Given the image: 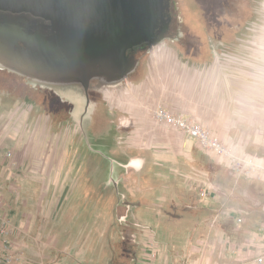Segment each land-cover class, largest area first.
<instances>
[{
	"label": "rangeland",
	"instance_id": "1",
	"mask_svg": "<svg viewBox=\"0 0 264 264\" xmlns=\"http://www.w3.org/2000/svg\"><path fill=\"white\" fill-rule=\"evenodd\" d=\"M177 1L179 11H185L186 0ZM257 5L251 28L229 33L226 54L219 59L210 54L201 60L200 55L188 66L178 60L174 44L155 47L137 75L108 89L104 106L94 107L86 117L84 133L74 103L69 106L72 118H65L68 111L59 115L43 106L39 90L25 78L0 77V168L16 175L12 177L20 187L13 194L24 198L30 193L23 178L35 175L30 169L38 164L50 168L49 153L54 150H76L74 163L79 167L69 182V199L39 203L21 197L9 202L12 220L21 216L31 225L29 251L21 244L24 236L18 235L23 225L13 220L14 245L21 257L15 264H228L230 256L258 251L264 235V179L247 176L196 145L192 153L186 152V141L175 129L166 132L174 142L168 153L172 159L151 149V135L160 138L158 124L153 127L154 104L163 99L173 109L202 108L209 119L226 121L229 132L223 141L239 153L264 158V0ZM3 91L12 95L4 97ZM129 118L135 121L134 129ZM141 130L146 133L141 135ZM39 140L45 150L37 155L31 146ZM16 149L23 154L18 157L24 158L22 166V160L7 156ZM134 159H141L137 167L130 165ZM154 161L162 165L152 168ZM164 176L172 179L170 187ZM208 182L217 193L203 198L200 189ZM5 188L0 181V191ZM54 190L50 187L49 193ZM68 208V220L54 221L60 231L50 227L43 238L35 232L36 217L43 221L42 210L56 219ZM149 236L161 249L156 258L145 244ZM78 239L76 247L66 250V241L74 244ZM81 243L82 257L77 253Z\"/></svg>",
	"mask_w": 264,
	"mask_h": 264
},
{
	"label": "water",
	"instance_id": "2",
	"mask_svg": "<svg viewBox=\"0 0 264 264\" xmlns=\"http://www.w3.org/2000/svg\"><path fill=\"white\" fill-rule=\"evenodd\" d=\"M169 9V0H0V67L32 83L55 75L54 82L84 85L86 94L99 63V74L117 87L139 65L129 50L148 43L153 51L165 41ZM93 109L76 104L75 112L91 117Z\"/></svg>",
	"mask_w": 264,
	"mask_h": 264
},
{
	"label": "flooded vegetation",
	"instance_id": "3",
	"mask_svg": "<svg viewBox=\"0 0 264 264\" xmlns=\"http://www.w3.org/2000/svg\"><path fill=\"white\" fill-rule=\"evenodd\" d=\"M258 1L259 0H196L195 4H192L186 0L185 5L187 9L182 12L179 11L180 6L177 0H169L171 21L164 42L174 44V46L178 48L175 52L189 63L193 61V59H199L200 55L202 56L201 60H206L204 57H209L210 54H213L215 58L219 59L222 55L226 54L224 50L226 49V43L229 42V33H236V31L242 30V28L244 30L251 28L252 11L257 9ZM193 6H196V9H194ZM181 12L182 14H180ZM194 17H197V21L193 19ZM9 19L22 25H31L30 21L22 16H10ZM49 30L50 29L45 28L44 32L47 33ZM50 37L51 36H47L48 39ZM204 47L206 48L205 51L202 50ZM152 52L151 46L148 43H142L129 50V56L137 59L139 65L133 73L125 78V80L129 78L132 79L138 74L144 59ZM100 68L101 64L98 63L95 68L90 71V79L86 86V94L84 93V85L67 86V84H61L58 81L54 82L56 79L55 75H53L52 79L42 78L41 81L32 83L27 77L0 67V77L3 79H10L16 76L25 78L31 87H35L36 90H39L37 93L43 106L55 110L59 115L67 110V115L66 112H64V115L65 118L69 119L72 118V108H69V106L72 107L74 104L83 107L93 106L95 108L97 107L96 110H98L104 106V100L106 99L108 89L115 88L113 84L116 82V79L110 80L109 82L107 77L99 74ZM125 80L123 82H125ZM73 90L77 93L74 97L72 96ZM2 95H4V97H10L12 93L10 92V94H8V92L3 91ZM85 95H87V98ZM74 98L79 102L75 103V101H73ZM85 113V111L79 114L75 112V117L80 121V127L82 128L81 132L83 133L86 131L84 129V122L86 121Z\"/></svg>",
	"mask_w": 264,
	"mask_h": 264
},
{
	"label": "crops",
	"instance_id": "4",
	"mask_svg": "<svg viewBox=\"0 0 264 264\" xmlns=\"http://www.w3.org/2000/svg\"><path fill=\"white\" fill-rule=\"evenodd\" d=\"M154 51V50H153ZM153 53V52H152ZM177 56H178V60H180L181 62H184V65H190L191 63L185 61L184 59L181 58V56L178 55V53L176 52ZM187 66V67H188ZM189 68V67H188ZM206 68H208L207 66L205 67V70ZM159 104H164L165 106H167L168 108H170L171 110L175 111V112H178V113H183L187 116H191L199 121H201L205 126L209 127L211 130L215 131L220 138H224L225 137V134L226 132H229V125H227V122L226 121H221L220 119H209L207 117V115L204 114V110L201 108V109H196V110H181V109H173L171 106L172 105H169L167 102H165V100L163 99H158L155 104H154V109L156 108L157 105ZM153 109V111H154ZM127 123L129 125H131L130 129H134L135 127V121L131 118L129 119H126ZM152 121L154 123L153 127H155L156 124H158L157 126L158 127V133L160 134V138L158 137V140H155V134H152L151 135V138L153 139V146L151 147V149H153L154 152L160 154V155H165V160H170L172 159L171 156H169L168 153H170L172 151V147L174 145V142H170V139L169 137H167V130L168 129H174V128H171L167 125H164V124H161L159 123L156 118L153 116L152 117ZM176 130V129H175ZM131 132V131H130ZM177 132L179 134H177L178 138H184L186 143H190V148L188 146V144L185 143V146H184V150L188 153H192L193 150H194V146L196 145L201 151H203L197 144L194 140H190L185 134L181 133L180 131L177 130ZM144 133H146L145 131L141 130L140 134L143 135ZM16 134V133H15ZM74 136H76V134H74ZM145 136V135H144ZM176 136V135H175ZM150 136H148L149 138ZM152 142V143H153ZM177 143V142H176ZM45 147V143L41 140L39 141H36L34 142L33 146H31L32 150L33 151H36L37 152H42L43 153V150ZM69 147L66 148V149H63L62 152L61 150L57 149V150H54L52 153H49V155L51 156V159L53 160L50 168L48 167H45L42 165V164H38L36 166H34L35 170L30 169V171H35V175L34 174H27L25 175V178H23V181L25 183V188L26 186L29 187V191L30 193H28V195H24V198L22 195H18L17 193L13 194L14 193V188L12 186H15V188L17 187H20V184L18 185V183L15 181V178L13 180V177L14 176L12 174V172H8V169H1L0 168V176L2 177L0 179V181H3V185L6 186L5 189H3L4 191V194H5V201H6V209L8 210V214L9 216L11 217V205L10 203L12 201H14L15 199L17 201H20L21 200V197L24 201V199H26V197L28 198H31L32 200L36 201V202H52V203H58V202H61V200H63V198H66L69 199L70 195H68V189H69V182L71 181V178H73V172L77 171L79 169V167H76L75 163H74V154L76 153V150L73 151V153H70L68 151ZM14 151V158H11L13 161H21V162H18L20 163L19 166H22L23 165V162H24V158L20 159L18 158L19 156L22 157L23 154L19 153V150H13ZM35 153V152H34ZM38 155V153H37ZM45 155L48 156V153L45 152ZM176 155H181V153H178ZM44 156V154H43ZM47 159L49 160V158L47 157H43L42 159ZM4 161H7V158L5 157V160ZM141 159H134L132 161V163H130L132 166H138V164L140 163ZM154 166L152 168H156V165H162V164H156V162L154 161ZM22 164V165H21ZM163 165H166V163L164 162ZM192 165V164H191ZM193 167V166H192ZM163 168H165L163 166ZM187 167L185 166V169ZM189 168V167H188ZM195 168V167H194ZM172 170H175L173 168H170ZM181 170V168H180ZM29 171V172H30ZM47 172V174H46ZM75 175V174H74ZM16 176V175H15ZM14 176V177H15ZM166 179H169L171 182L168 184V187L171 186V183H172V179L169 178V176H164ZM164 181V180H163ZM16 183V184H15ZM45 186L48 187V189L46 190ZM55 187V190L53 193H49V188L50 187ZM12 189H11V188ZM27 192H28V189H27ZM13 199V200H12ZM12 200V201H11ZM10 202V203H9ZM68 211H62L58 217L56 219H54V215L49 217V213H45L44 210H42V213L41 215H43V221L41 222L38 218V216L36 217V220H35V226L33 228H35V232L38 234V235H41L42 238L44 235L48 234V231H49V228L51 227L52 230H59V224L55 225L56 222L54 221H60L63 222L64 220H68L69 219V216L67 215H70L71 216V211L70 209L68 208L67 209ZM55 213V212H54ZM25 219L27 217V220L30 219V217L28 218V216L25 214L23 216ZM12 218V217H11ZM51 219V222L50 220ZM14 220V218H13ZM14 222H17V223H20V225H23L21 227L18 228V235L19 236H24L23 238L20 237L23 246L30 251V249H32V245L30 243V239L27 238V235H28V229H30L31 225H29L30 223H24V221H22V217L21 216H18L15 218ZM60 222V224H61ZM59 223V222H58ZM13 238L14 240H17V238L14 237L13 235ZM59 240V239H58ZM264 240V239H263ZM263 240H260L259 244H258V251H256V253L254 251H252V249L247 252H241L239 253L238 255H233V256H230L228 258L229 262L228 264H255L254 262V259L255 257L260 253V251L262 249H264V241ZM75 241V240H74ZM80 242V239H78L74 244L72 243V240H68L66 241L65 243H67V249L66 250H72L73 247H76ZM158 249L159 246H158ZM161 250V249H160ZM78 256L82 257L83 256V253H84V243H81V247L78 249ZM2 255H4V251L2 249V246L0 244V257H2ZM151 260H154V259H151ZM165 262H167V260H165ZM152 263V261H151Z\"/></svg>",
	"mask_w": 264,
	"mask_h": 264
},
{
	"label": "built area",
	"instance_id": "5",
	"mask_svg": "<svg viewBox=\"0 0 264 264\" xmlns=\"http://www.w3.org/2000/svg\"><path fill=\"white\" fill-rule=\"evenodd\" d=\"M154 117L164 125L174 128L185 134L190 140H194L196 144L210 157L214 159L223 158L227 160L230 167L235 168L250 177L264 179V158H257L251 155L239 153L234 145L223 141L219 135L205 126L201 121L178 113L164 104H159L154 109ZM9 158H14V151L7 153ZM17 164V162H15ZM15 188V186H12ZM17 189V188H16ZM217 189L211 182L205 183L200 189L201 197H215ZM16 227L12 218L6 209L5 194L0 191V244L4 251V255L0 257V264H15L21 257L15 249V241L13 235ZM264 234V226L260 229ZM261 239H264L261 237ZM146 246L151 249V254L156 258L158 244L153 236H149ZM255 264H264V250L254 259Z\"/></svg>",
	"mask_w": 264,
	"mask_h": 264
}]
</instances>
